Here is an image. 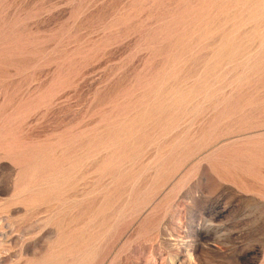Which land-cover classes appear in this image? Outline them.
<instances>
[{"label":"rangeland","instance_id":"374dc122","mask_svg":"<svg viewBox=\"0 0 264 264\" xmlns=\"http://www.w3.org/2000/svg\"><path fill=\"white\" fill-rule=\"evenodd\" d=\"M4 1L17 64L55 68L0 98L54 93L27 130L80 186L0 218V264H264V209L214 193L264 177V0H55L46 36Z\"/></svg>","mask_w":264,"mask_h":264},{"label":"crops","instance_id":"0c3cea01","mask_svg":"<svg viewBox=\"0 0 264 264\" xmlns=\"http://www.w3.org/2000/svg\"><path fill=\"white\" fill-rule=\"evenodd\" d=\"M22 4L19 1H4L0 5V90H3L1 82L6 74L17 77L14 81L25 91L33 73L44 81L49 79L55 68L54 61L50 65L44 60L33 66L31 55L26 63L17 64L16 43L5 42L4 11L16 10ZM31 4L29 6L34 15L26 23H17L13 31L46 36L53 25L55 0H31ZM8 28L12 30L11 26ZM34 38H30L28 49L36 46L32 40ZM43 48L48 49L49 46L45 44ZM41 96L44 95L26 93L12 102L5 96L0 98V218L5 219L6 223H9V217L15 216L18 222L30 214L34 215L47 203L46 194L62 191L57 188L69 186L75 191L80 186V171L59 163L56 138L48 137L43 147L38 148L27 130L29 123L55 102L54 93H48L45 101L39 100ZM218 180L222 185L215 194L231 190L235 200L245 208L250 204L253 209H264V177H248L245 184L221 176H218ZM259 216L263 220L264 212Z\"/></svg>","mask_w":264,"mask_h":264}]
</instances>
